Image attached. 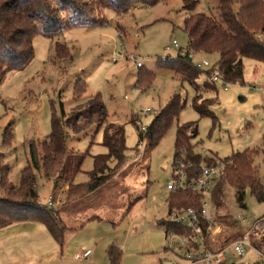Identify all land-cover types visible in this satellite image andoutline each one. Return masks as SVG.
<instances>
[{"label": "rangeland", "instance_id": "1", "mask_svg": "<svg viewBox=\"0 0 264 264\" xmlns=\"http://www.w3.org/2000/svg\"><path fill=\"white\" fill-rule=\"evenodd\" d=\"M49 1L58 10L60 26L71 23L74 27L51 39L35 36L30 63L19 72L8 73L0 85V166L10 167L7 183H17L20 171L29 160L30 142L37 144L49 135L52 113L63 123L67 135L70 169L88 152L83 157L81 172L73 178L74 183L86 182L87 173L93 169L92 156L107 152L102 145L103 128L98 127L100 107L107 112V123L124 127L126 160L112 169L109 181L97 191L90 195L73 194L70 198L65 195V180L58 181L59 186L55 188L53 180L47 179L41 170H35L39 203L46 206L51 197L52 208L70 229L65 233L62 249L38 223L33 234L19 233L3 238L0 264H110L104 253L110 244L124 251L123 264H154L150 256L155 254L157 259L156 252L160 253L159 248L165 243L158 221L166 218L165 201L169 193L166 185L171 179L177 125L197 123L198 135L189 142L195 144L194 154L202 158L223 161L246 149L257 150L253 164L264 185V63L243 59V83H225L227 90L221 83H215V90L207 89L205 75L201 74L194 90L187 82H181L178 75L155 63L158 58H174L179 49L187 48L182 21L189 12L182 8L180 0L132 8L123 15L102 9L97 0H81L90 14L76 18L71 11H61L57 0ZM217 5L218 0H198L195 13L218 18ZM173 40L178 42L179 49L170 48L167 52L165 48ZM55 43L68 48L72 56L70 64L56 58ZM121 48L136 55L143 68L154 72L149 89L136 88L138 69L131 61H112L113 54ZM202 59L215 64L217 55L199 53L194 57V61ZM77 81L86 84V92L73 100ZM197 93L215 120L200 118L194 111L192 99ZM177 94L186 101L177 122L153 149L148 148L146 141L138 145L136 128L130 122L132 116H137L139 129L146 128ZM148 108L151 112L144 114ZM9 123H12L13 139L10 146H3L2 134ZM183 157L186 158L184 153ZM115 164L114 161L107 163L110 168ZM233 195L227 189L224 205L213 208V219L220 228L208 238L214 250L226 248L239 237L234 235L239 225H231L234 217L256 219L264 215V202L258 203L247 192L246 206L239 209ZM7 196L12 197L0 188V197ZM133 196L137 201L126 212L128 200ZM88 217L104 220L76 227ZM111 223L116 225L112 227ZM158 237H162L160 242ZM263 238L260 235L254 239L262 259L254 250H248L243 258L227 252L224 264H264ZM85 249H90L92 254L76 259V253ZM165 258L160 256L158 261L172 264L174 257L167 253Z\"/></svg>", "mask_w": 264, "mask_h": 264}, {"label": "trees", "instance_id": "2", "mask_svg": "<svg viewBox=\"0 0 264 264\" xmlns=\"http://www.w3.org/2000/svg\"><path fill=\"white\" fill-rule=\"evenodd\" d=\"M166 1L168 0H97V3L102 9L111 10L116 15H123L132 8L153 7ZM180 1L182 8L189 12L182 21V30L187 37V48L186 50L179 49L174 58H158L155 62L157 67L172 71L179 76L181 82H187L194 90L198 77L204 74L205 87L215 90V83L209 80L210 70L195 68L187 58V53L217 55L219 75L226 83H243V59L264 63V0H218V18L195 13L198 0ZM57 4L60 5L61 11L73 12L75 18L90 14L89 9L81 0H57ZM235 6L236 10H234ZM70 24L60 26L58 10L51 6L49 0H0V85L8 73L19 72L30 63L34 56L33 39L35 36L42 35L51 39L65 30L72 29L74 26ZM54 50L60 62L71 63L72 56L68 48L55 43ZM154 78V72L143 67L138 68L135 86L140 91L149 89ZM85 92L86 84L77 81L72 99H80ZM201 102V96L197 93L192 99V108L200 118L211 117L212 113L208 110V105L203 106ZM185 105L186 101L182 100L180 95H173L144 130H142L143 127L139 129L136 125L137 116H132L130 122L136 128L137 144L146 141L149 149L156 147L172 124L177 122ZM106 118L107 112L100 107L98 127L103 128L102 145L107 152L92 156L93 169L87 173L86 182L74 183L73 178L81 172L83 157L88 152L83 154L73 169H70L71 156L67 149V135L63 123L54 113L51 116L49 135L42 142L37 143L38 145L33 141L30 142L29 160L20 171L16 184L7 183L10 167L0 166V188L12 196L0 197V230L19 223H38L46 228L51 238L62 249L65 233L70 228L60 221L57 210L39 203L34 171L41 170L47 179L53 180L55 188L59 186L58 181L65 180L66 198L72 197L73 194L90 195L97 191L109 181L113 170L126 160L124 127L107 123ZM11 126L12 123H9L4 128L3 146H10L12 142ZM197 135V123L195 122L176 127L173 158H177L181 153L185 154L186 158L183 161L189 179L198 176L202 164L212 165L216 162L215 158H202L194 154L195 144L191 145L189 140L196 138ZM257 154V150L246 149L222 161V176L213 192L215 209L224 205L227 189L233 192L235 204L239 209L246 206L247 192L258 203L264 202V185L259 178L258 168L253 164V159ZM111 161L116 163L114 168L107 165ZM14 196L17 199H14ZM201 200L202 197L193 196L188 192H171L167 198V210L174 208L198 210ZM213 222L215 224V219ZM161 225L165 230L184 233L167 221H162ZM231 225L236 226L233 221ZM201 226L206 234L207 247L214 251L208 240L209 224L201 221ZM235 233L234 235L240 236L238 228ZM253 245L256 246L254 240ZM108 261L110 264H120V253L113 247L108 250Z\"/></svg>", "mask_w": 264, "mask_h": 264}, {"label": "built area", "instance_id": "3", "mask_svg": "<svg viewBox=\"0 0 264 264\" xmlns=\"http://www.w3.org/2000/svg\"><path fill=\"white\" fill-rule=\"evenodd\" d=\"M170 48L179 49L178 42L173 40L171 45L167 46L165 50L168 52ZM196 55L190 52L186 54L195 68L210 70V82L221 83L223 89L227 90L225 87L226 82L219 75L218 64H210L206 59L194 61ZM201 56H208V54L201 53ZM121 60L131 61L137 69L142 67V64L137 61L136 55L128 54L123 48H121L120 52H115L112 57L113 62ZM150 112L149 108L144 110V114ZM144 129L143 127L142 130ZM184 159L183 153H181L173 160L171 179L166 185V190L169 193L188 192L193 196L202 197V200L198 210L193 208H174L167 213L166 221L184 232L179 233L164 229L165 243L163 250L166 254L169 253L170 256L174 257L172 264H224L227 260V252H230L236 258H243L248 250L256 251L258 257L262 259L263 255L254 247L253 240L257 236L264 234V215L256 219L241 216L234 217L236 226L239 225L240 236L224 249L213 251L207 247L206 234L202 229L201 221L209 224L207 232L210 235L220 229L213 222V192L221 179L223 163L220 160H216L212 165L202 164L198 176L189 179L185 171ZM46 206L48 208L52 207L51 197L48 199ZM89 254L90 251L79 252L75 255V258L81 259Z\"/></svg>", "mask_w": 264, "mask_h": 264}, {"label": "crops", "instance_id": "4", "mask_svg": "<svg viewBox=\"0 0 264 264\" xmlns=\"http://www.w3.org/2000/svg\"><path fill=\"white\" fill-rule=\"evenodd\" d=\"M143 66V65H142ZM66 188V187H65ZM64 188V189H65ZM169 194V193H168ZM167 198L168 197H166V206H167ZM129 202H130V205L128 206V208H127V211L126 212H128L129 210H130V208H131V206L133 205V204H135L136 203V201H137V198H135L134 196L132 197V199L130 200H128ZM168 211V210H167ZM167 213L168 212H166V216L165 217H167ZM91 218L90 217H88L87 219H85L83 222H81V223H79V225H77L76 227H82V226H84L85 224H93V223H100V222H103V218L102 217H100L99 219H95V220H90ZM162 221H166V218H164V219H160L159 221H158V225H160L161 226V228H162V231L164 232V228H163V226L161 225V223H162ZM106 222L107 223H109L110 221H108V220H106ZM116 224L115 223H111V226L112 227H114ZM84 228V227H83ZM37 230V228H36V226H35V224H33V223H19V224H15V225H12V226H9V227H7V228H5V229H2V230H0V240L1 239H3V238H7V237H9V236H11V235H13V234H19V233H27V234H33L35 231ZM161 239H162V237H158L157 238V240L160 242L161 241ZM106 243V242H105ZM105 243H103V244H105ZM96 246L93 248L94 249V251L96 250V247H97V244H95ZM110 247H113L115 250H117L119 253H120V264H123V262H124V251L122 250V248L121 247H118V246H116V245H114V244H110V245H108L105 249H104V253L106 254V256H107V259H108V250H109V248ZM164 248H163V246H162V248L160 247L159 248V250L161 251L160 253L159 252H156V254H158V255H156V257H157V259H155V257H154V255L155 254H153V255H151L150 257V260L151 261H153V263L154 264H164L165 262H162L161 261V259H166L165 258V252H164V250H163ZM85 250H90V249H85ZM84 250V251H85ZM84 251H80V253H83ZM79 253V252H78ZM53 254L55 255V256H58V254L56 253V251H53ZM77 254V253H76ZM92 254V251H91V253L88 255V256H90ZM87 256V257H88ZM161 256V259L158 261V258ZM166 264V263H165Z\"/></svg>", "mask_w": 264, "mask_h": 264}]
</instances>
